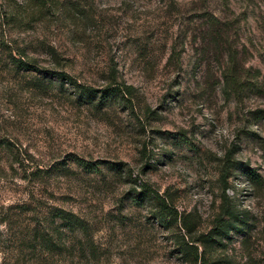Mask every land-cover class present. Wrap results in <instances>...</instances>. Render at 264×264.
Returning a JSON list of instances; mask_svg holds the SVG:
<instances>
[{
	"label": "rangeland",
	"instance_id": "obj_1",
	"mask_svg": "<svg viewBox=\"0 0 264 264\" xmlns=\"http://www.w3.org/2000/svg\"><path fill=\"white\" fill-rule=\"evenodd\" d=\"M45 2L0 0V264H264V0Z\"/></svg>",
	"mask_w": 264,
	"mask_h": 264
},
{
	"label": "trees",
	"instance_id": "obj_2",
	"mask_svg": "<svg viewBox=\"0 0 264 264\" xmlns=\"http://www.w3.org/2000/svg\"><path fill=\"white\" fill-rule=\"evenodd\" d=\"M24 2L26 3V5L28 4L29 6H33L36 9V17L41 18L44 16L45 11H47V2H45V0H24ZM213 22V21H212ZM208 25H210L211 27H214L213 24H211V21L207 22ZM16 63V66L19 69H25L28 67L27 64L21 62L20 60H14ZM54 76L57 77V79L59 81H61L64 84H69L71 86H75L74 88L80 93L79 98H81V96H85V102L87 104L90 105H95L96 107H100L101 103H109L112 101H119V102H127V97L129 94L128 91V87H124V88H119V87H112L111 85H108V87H106L105 89H102L100 91H97L91 87L85 86V85H78L76 80L73 78V76H71L70 74L63 72V71H57L53 74ZM229 79L227 82H229L232 86L233 89L235 90L236 94H242V92H244L245 87L247 85L243 84L242 82L239 81V79H237V77L233 76V74L228 75ZM99 94V95H98ZM8 149V147H2ZM75 163L82 168L85 172H98L99 170L96 167V164H91L79 159H74ZM112 167V169L114 170H119L120 168V164H112L110 165ZM249 172V177L250 179L257 185H259L262 181L259 177V175L252 169L248 170ZM226 182V181H224ZM145 190L143 189L142 193H141V197L139 199V201H141L142 199L145 198ZM159 197L156 196V199H158ZM226 198H223V201H225ZM159 201V200H158ZM181 257L183 259H187L188 257L190 258V262H193V264H209L207 262V258L205 255H181Z\"/></svg>",
	"mask_w": 264,
	"mask_h": 264
}]
</instances>
